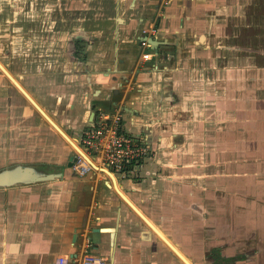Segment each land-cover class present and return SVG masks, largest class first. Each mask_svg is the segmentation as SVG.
Segmentation results:
<instances>
[{"label": "crops", "instance_id": "obj_1", "mask_svg": "<svg viewBox=\"0 0 264 264\" xmlns=\"http://www.w3.org/2000/svg\"><path fill=\"white\" fill-rule=\"evenodd\" d=\"M0 63V171L61 174L0 186V264L87 246L108 264H186L106 172L69 165L58 127L81 147L117 112L150 153L111 176L147 219L192 264H262L264 0H0Z\"/></svg>", "mask_w": 264, "mask_h": 264}, {"label": "built area", "instance_id": "obj_2", "mask_svg": "<svg viewBox=\"0 0 264 264\" xmlns=\"http://www.w3.org/2000/svg\"><path fill=\"white\" fill-rule=\"evenodd\" d=\"M155 31L156 28L153 24L144 28L145 36L140 40L144 49L153 46L150 35ZM142 58L153 62L154 54L145 50ZM103 118L99 124L93 123L84 129L80 143L81 148L99 166L124 174L131 169L132 165L135 164L132 166L135 167L140 164L149 155L150 148L145 137L128 134L123 129L122 118L118 112ZM75 156L76 159L73 161L72 168L79 174L84 175L92 169H96L80 152H77ZM50 264H108V259L104 255L91 251L87 246L72 256L59 255Z\"/></svg>", "mask_w": 264, "mask_h": 264}, {"label": "water", "instance_id": "obj_3", "mask_svg": "<svg viewBox=\"0 0 264 264\" xmlns=\"http://www.w3.org/2000/svg\"><path fill=\"white\" fill-rule=\"evenodd\" d=\"M150 41L154 44V38H150ZM0 67L12 78L11 74L9 73V71L0 63ZM58 129L63 133V135L65 137H67L70 142L73 144V146L75 147V144L72 142V140L67 136V134L65 132H63L59 127ZM78 150V149H76ZM81 154H84L83 151H79ZM76 159V156L73 155L72 158L70 159V162H69V165L72 166L73 164V161ZM91 164L93 165L94 168H98V166L94 163L91 162ZM101 171H104L106 172V174H108V176H110L113 180V184H114V187L116 188V190L119 192V194L125 199L127 200L134 208L135 210L146 220L148 221L147 217L129 200V198L120 190V188L117 186V182L115 180V176H111V171L108 170L107 168L105 167H99ZM15 169H18L20 171V175L17 176L14 181H8L7 178H9V175H10V171H13ZM29 172V176H31L29 179H25V175L22 174L23 172ZM7 173V174H6ZM6 175L7 178L3 179L1 182H0V186H10V185H17V184H28V183H33V182H37V181H44V180H50V179H53V178H56V177H59L61 176V174L59 172H49V173H39V172H35L30 166H21V165H17V166H14V167H11V168H7V169H4L2 171H0V175ZM149 224H151L149 221H148ZM152 225V224H151ZM153 226V225H152ZM165 239V238H164ZM168 242V241H167ZM175 252L178 254V251L175 250ZM179 255V254H178ZM180 256V255H179ZM189 264H192V263H189Z\"/></svg>", "mask_w": 264, "mask_h": 264}, {"label": "bare ground", "instance_id": "obj_4", "mask_svg": "<svg viewBox=\"0 0 264 264\" xmlns=\"http://www.w3.org/2000/svg\"><path fill=\"white\" fill-rule=\"evenodd\" d=\"M20 88L24 91V89L20 86ZM74 144H75V148L76 149H78L79 151H83L82 150V148L81 147H79V145L77 144V143H75L74 142ZM83 155L85 156V158H86V160L91 164V162L92 163H94V164H96L97 166H98V168L97 169H99L100 170V168L99 167H101V166H99L98 165V163L96 162V161H94V159L92 158V157H90L88 154H86L84 151H83ZM7 174V173H6ZM21 173H20V171L18 170V169H15V170H13V171H10V175H9V178H7V176L4 174V175H0V182L3 180V179H5V178H7V180L8 181H14V179L17 177V176H19ZM22 174H24L25 175V179L27 180V179H29L31 176H29V172L27 173L26 171L25 172H23ZM152 225H153V227L155 228V230L162 236V237H164L165 239H166V241H168L169 242V245L174 249V250H177L178 251V254L180 255V257L182 258V260L186 263V264H189V263H191L190 262V260L187 258V256H185L178 248H176L168 239H167V237L161 232L162 230H159L158 229V227L156 226V225H154L150 220H148Z\"/></svg>", "mask_w": 264, "mask_h": 264}, {"label": "rangeland", "instance_id": "obj_5", "mask_svg": "<svg viewBox=\"0 0 264 264\" xmlns=\"http://www.w3.org/2000/svg\"><path fill=\"white\" fill-rule=\"evenodd\" d=\"M264 65V64H263ZM74 152H75V150H74ZM75 154H77V152L75 153ZM13 167L14 166V164H11L9 167ZM23 166V165H22ZM24 167V166H23ZM92 170H94V169H92ZM96 170V169H95ZM77 172V171H76ZM96 172H97V174H98V172L100 173V174H102V173H105V172H103V171H97L96 170ZM78 173V172H77ZM88 173V172H87ZM86 174V173H85ZM99 175V174H98ZM106 176H107V178L109 179V177H108V175L106 174ZM215 251V253H216V249L214 250ZM219 254V253H218ZM219 256V255H218ZM219 259H216V262H217V264H223V262H224V259H222L221 257H218ZM262 264H264V261L262 262Z\"/></svg>", "mask_w": 264, "mask_h": 264}, {"label": "trees", "instance_id": "obj_6", "mask_svg": "<svg viewBox=\"0 0 264 264\" xmlns=\"http://www.w3.org/2000/svg\"><path fill=\"white\" fill-rule=\"evenodd\" d=\"M235 258H233V259H226V260H224V264L226 263V264H228V263H230V262H232L233 260H234Z\"/></svg>", "mask_w": 264, "mask_h": 264}]
</instances>
